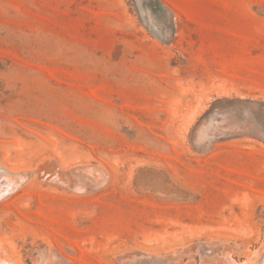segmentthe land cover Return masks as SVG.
I'll return each mask as SVG.
<instances>
[{
	"label": "rangeland",
	"instance_id": "374dc122",
	"mask_svg": "<svg viewBox=\"0 0 264 264\" xmlns=\"http://www.w3.org/2000/svg\"><path fill=\"white\" fill-rule=\"evenodd\" d=\"M0 249L261 255L264 0H0Z\"/></svg>",
	"mask_w": 264,
	"mask_h": 264
},
{
	"label": "bare ground",
	"instance_id": "6f19581e",
	"mask_svg": "<svg viewBox=\"0 0 264 264\" xmlns=\"http://www.w3.org/2000/svg\"><path fill=\"white\" fill-rule=\"evenodd\" d=\"M11 189H12V183L11 182H8L7 184H6V187H5V191L6 192H9V191H11ZM15 190V189H14ZM1 250V249H0ZM260 251V250H259ZM258 252V251H257ZM256 252V253H257ZM259 253V252H258ZM257 253V254H258ZM253 254H255V253H253ZM260 254H261V252H260ZM250 258V259H249ZM247 260V261H246ZM246 262H245V264H264V252H263V250H262V254L261 255H257L256 256V258H255V255L254 256H252V258H251V256L250 257H248V258H246ZM0 263L1 264H4V263H6V264H11L10 262H9V260L7 261V259L4 257V256H2V255H0ZM231 264H244V263H242V262H232Z\"/></svg>",
	"mask_w": 264,
	"mask_h": 264
}]
</instances>
